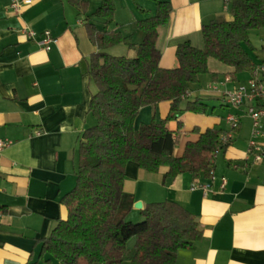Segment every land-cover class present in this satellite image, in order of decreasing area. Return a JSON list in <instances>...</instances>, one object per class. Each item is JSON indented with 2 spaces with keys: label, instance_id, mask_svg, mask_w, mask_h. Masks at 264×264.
<instances>
[{
  "label": "crops",
  "instance_id": "1",
  "mask_svg": "<svg viewBox=\"0 0 264 264\" xmlns=\"http://www.w3.org/2000/svg\"><path fill=\"white\" fill-rule=\"evenodd\" d=\"M11 1L0 0V139L11 142L0 153V264H30L39 258L42 240L68 214L62 200L77 184L83 134L96 124L90 102L97 87L90 79L89 61L98 49L84 16L69 0H32L21 14L9 9ZM170 1L173 11L168 23L159 27L157 40L160 63L166 68L177 66L180 43L189 40L204 48L203 24L213 18L233 19L220 7L221 1L232 0ZM130 11L132 17L120 20L116 11L109 29L121 31L130 36L128 43L138 44L145 35L136 22L147 17V10L141 5L137 13L133 6ZM25 26L37 37L28 38L22 32ZM46 30L56 39L50 50L40 44ZM262 42L255 63L264 61ZM123 44L130 49L126 56L134 57L136 50ZM118 47L109 53L121 55L114 52ZM211 64L213 72L225 75L229 70L220 63ZM239 81L233 79L226 86L230 84L231 89ZM226 89L214 91L226 111L221 117L192 112L177 115L182 122L177 156L183 155L188 142L199 139L195 128L219 126L225 132L231 129L226 116H240L232 142L222 150L224 158L215 160L209 176L195 178L186 172L165 180L166 166L157 173L134 161L126 167L125 190L134 194L136 202H143V209L152 202L174 200L196 215L203 238L180 250L176 264H264V161L249 158L253 121L246 108L225 103ZM170 110V101L144 106L136 127L154 117L164 119ZM169 128L177 130L178 121H172ZM256 140L263 143L264 136ZM141 210L134 207L131 218H142Z\"/></svg>",
  "mask_w": 264,
  "mask_h": 264
},
{
  "label": "trees",
  "instance_id": "2",
  "mask_svg": "<svg viewBox=\"0 0 264 264\" xmlns=\"http://www.w3.org/2000/svg\"><path fill=\"white\" fill-rule=\"evenodd\" d=\"M92 0H69L84 16L92 42L97 46L89 61V75L97 91L92 95L90 113L96 124L88 128L80 143L76 187L63 198L67 217L59 219L50 236L42 240L38 260L30 264H176L182 249L203 238L196 215L174 200L152 202L141 210L142 221L128 220L136 198L125 190L126 167L136 162L148 172L168 167L165 180L189 172L195 178L210 175L213 153L219 146L223 128L209 127L197 141L188 142L183 155L175 148L183 110L208 114L210 106L199 98H189L193 85L210 73L211 61L229 70L225 76L238 79L255 61L245 45L251 32L264 29V0H232V20L213 18L202 26L204 48L191 41L176 50L178 64L163 67L157 47L158 29L168 23L173 11L170 0L156 2L154 15L136 22L144 33L141 43L110 30L115 22V0H99L90 12ZM99 21L101 24L97 23ZM127 43L134 57L113 55L109 49ZM256 49L255 47H253ZM219 72H212L215 81ZM171 102L169 115L136 127L144 106ZM178 121V129L169 124ZM136 239L132 249L129 241Z\"/></svg>",
  "mask_w": 264,
  "mask_h": 264
},
{
  "label": "built area",
  "instance_id": "3",
  "mask_svg": "<svg viewBox=\"0 0 264 264\" xmlns=\"http://www.w3.org/2000/svg\"><path fill=\"white\" fill-rule=\"evenodd\" d=\"M30 2H32V0H12L9 4V9L16 14H21L24 10V6ZM226 8H229L228 2ZM22 32L26 34L28 38L37 37V33L27 26L23 27ZM41 36L42 39L40 44L46 50H50L52 44L56 41L51 31L46 30ZM232 81V76L225 77V84ZM209 89L212 91L221 90L218 83L216 82L210 84ZM223 99L225 103L231 108H246L247 114L253 121V139L251 140L248 148L249 158L252 157L253 162L264 161V142L259 143L256 140L258 136H264V132L262 130L264 125V61L254 64V66L250 69V76L246 83L239 82L233 88L223 90ZM226 120L229 123L231 129L221 134L219 146L213 153V162H215V159L219 153H221L225 147L230 145L234 138V131L240 126L239 115L230 113L226 116ZM10 143L11 142L8 140L0 139V153Z\"/></svg>",
  "mask_w": 264,
  "mask_h": 264
},
{
  "label": "rangeland",
  "instance_id": "4",
  "mask_svg": "<svg viewBox=\"0 0 264 264\" xmlns=\"http://www.w3.org/2000/svg\"><path fill=\"white\" fill-rule=\"evenodd\" d=\"M115 2H116V11L118 13V19L119 20H120L119 17H124V18L132 17L133 13L130 11V8L132 6L136 8V11H135L136 13H137V11L141 5L145 6V8L147 10V17L154 15L156 12V2H154L152 0H115ZM99 3H100L99 0H92L90 11H94L98 7ZM213 4H215V3H213ZM216 5H219V3H216ZM226 5H227V2L221 1L220 7H221L222 12L224 14H227V15L232 14L231 13L232 2L230 3V1H228V7L229 8H226ZM128 28H130V27H128ZM250 37H251L252 46L250 44H246L245 47L248 50V52L251 54L252 58L257 60L258 57H257L256 49H260V46L263 43L262 41H264V29L253 30L251 32ZM253 47H255L256 49H254ZM118 48L119 49L117 51H114V52L120 53L121 55H126L130 51V49H128L124 44H120ZM211 62L213 63L216 61H211ZM216 63H218V62H216ZM211 67H212V64H211ZM211 67H210L211 72L204 74L200 77V82L198 84L193 85L192 90L190 92V95H188V96H189V98H192V99L199 98L200 100L208 103L210 106V112L208 114H197V113L192 112L193 114H195L197 116H212V115H214V116L221 117L222 115H224V113L226 111H224V108L220 104L221 100L215 99V97H218L219 95L217 94V92L207 91L206 88H208L210 84H213L214 82H216V83H218V85L221 89H224V88L230 89L229 88L230 84L228 87L226 86V84L224 82L225 75L223 73H220L218 76L219 79L217 81H215L213 78V75H212V72H213L212 70H213L214 66L212 68ZM249 73H250L249 70L243 71V72L238 74L237 78L241 81V83H246L247 79L249 78ZM209 96H212V98ZM184 112H190V111H184L183 110L181 113H184ZM223 158H224V152L222 151L221 153H219V155L217 156V158L215 160L218 161V160H221ZM158 199H161V198H158ZM142 219H143V217L142 218L135 217L133 219L131 218V216L128 217L129 221H132L135 223L142 221ZM135 242H136V239L134 237L129 241L128 248L132 249L133 246L135 245Z\"/></svg>",
  "mask_w": 264,
  "mask_h": 264
},
{
  "label": "water",
  "instance_id": "5",
  "mask_svg": "<svg viewBox=\"0 0 264 264\" xmlns=\"http://www.w3.org/2000/svg\"><path fill=\"white\" fill-rule=\"evenodd\" d=\"M134 207L137 209H143V202L142 201L136 202Z\"/></svg>",
  "mask_w": 264,
  "mask_h": 264
}]
</instances>
